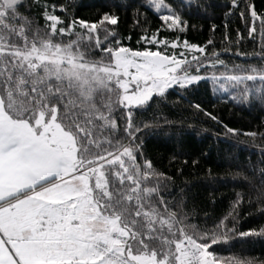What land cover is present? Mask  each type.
Instances as JSON below:
<instances>
[{
  "label": "snow or ice",
  "instance_id": "1",
  "mask_svg": "<svg viewBox=\"0 0 264 264\" xmlns=\"http://www.w3.org/2000/svg\"><path fill=\"white\" fill-rule=\"evenodd\" d=\"M145 4L162 23L149 34L147 15L134 9L143 47L133 49L114 11L90 21L59 0H0V264H257L214 248L264 238V223L241 230L248 217H264V168L256 184L244 176L247 192L237 191L225 214L190 224L185 201L165 199L172 177L143 152V133L172 122L145 123L136 113L153 101L162 111L173 92L187 100L200 81L226 103L264 109V12L230 0L225 15L240 9L253 40L259 21V51L239 50L238 29L235 45L225 34L228 46L208 52L212 38L204 45L179 38L188 28L184 8L192 15L200 7L194 0H180V11L166 0ZM229 53L259 64H229L221 59ZM188 108L220 125L225 139L241 136L202 102ZM243 135L264 139V131Z\"/></svg>",
  "mask_w": 264,
  "mask_h": 264
},
{
  "label": "trees",
  "instance_id": "2",
  "mask_svg": "<svg viewBox=\"0 0 264 264\" xmlns=\"http://www.w3.org/2000/svg\"><path fill=\"white\" fill-rule=\"evenodd\" d=\"M59 2H67L70 13L90 21L99 19L98 14L103 12H116L119 16V33L124 37L129 35L132 37L131 40L125 39L123 43L133 49L143 47V43L137 44L142 34L141 29L134 28L132 24L134 9L139 7V11L147 15L150 23L149 34L152 30L160 28L162 23L158 15L154 14L146 4L140 7L145 0H59ZM166 2L173 3L177 11L182 7L180 0H166ZM248 2L254 4L258 13L264 12V0H248ZM194 4L200 7L199 9L193 7L192 15H188L187 7L181 13L188 21L186 33L179 34L181 41L187 38L191 43L204 45L209 38H212L215 43L207 51L211 52L213 48L223 51L228 46V42L224 40L225 34L235 45L236 33L239 29L243 37L239 43V50L259 51L261 39L259 21L256 22L257 32L253 40L248 37L246 27L239 19L240 9H236V15H225L229 10L225 5H230V0H194ZM57 14L63 16L59 10ZM212 25H216L215 32L212 31ZM161 35L171 40L177 36V33L162 29ZM235 51L236 47L233 46L232 52ZM221 59L229 64H259L258 60L233 57L231 53L221 56ZM185 95L187 100H180L173 92L167 97V107L160 112L155 111L157 103L153 101L147 111L136 113V119L147 123L151 118L160 116L159 123L163 124V117H167V120L172 122L171 126L150 129L143 133L141 139L144 141V157L151 160L154 168L172 177V182L167 186L169 194L165 199L175 200L176 203L181 199L185 201L183 211L189 216L188 223L203 224L207 216L211 224L228 211L237 191L247 192L248 184L244 176H248L252 183H258L259 169L264 168V155H262L264 139L257 136L253 141L243 133L264 131L260 128L264 123V109L259 104L249 107L226 103L227 97L222 94L214 95L208 81L194 83ZM189 100L202 102L206 109L213 111L224 123L239 129L241 136L225 139L224 130L220 125L188 108ZM173 101L179 103L174 105ZM193 161L196 163L194 164ZM237 172L243 175L237 176ZM244 200H248L247 195L244 196ZM256 207L255 203L251 208L245 206L241 216L245 212H252ZM261 223H264V217L250 216L241 230ZM214 250L221 256L238 255L255 258L257 264L264 262V238L253 239L246 244L237 243L229 248H214Z\"/></svg>",
  "mask_w": 264,
  "mask_h": 264
},
{
  "label": "rangeland",
  "instance_id": "3",
  "mask_svg": "<svg viewBox=\"0 0 264 264\" xmlns=\"http://www.w3.org/2000/svg\"><path fill=\"white\" fill-rule=\"evenodd\" d=\"M210 84H211V83H210ZM211 90H212V85H211ZM212 93H213V91H212ZM216 94H218V95H219V94H221V93H220V92H217Z\"/></svg>",
  "mask_w": 264,
  "mask_h": 264
}]
</instances>
